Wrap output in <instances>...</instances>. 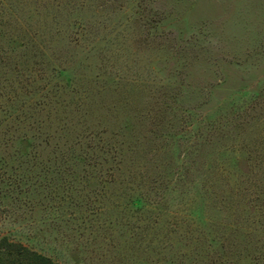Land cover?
I'll list each match as a JSON object with an SVG mask.
<instances>
[{"label": "rangeland", "instance_id": "obj_1", "mask_svg": "<svg viewBox=\"0 0 264 264\" xmlns=\"http://www.w3.org/2000/svg\"><path fill=\"white\" fill-rule=\"evenodd\" d=\"M2 237L264 264V0H0Z\"/></svg>", "mask_w": 264, "mask_h": 264}, {"label": "trees", "instance_id": "obj_2", "mask_svg": "<svg viewBox=\"0 0 264 264\" xmlns=\"http://www.w3.org/2000/svg\"><path fill=\"white\" fill-rule=\"evenodd\" d=\"M0 264H57L43 255L8 237L0 238Z\"/></svg>", "mask_w": 264, "mask_h": 264}]
</instances>
